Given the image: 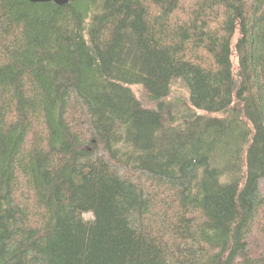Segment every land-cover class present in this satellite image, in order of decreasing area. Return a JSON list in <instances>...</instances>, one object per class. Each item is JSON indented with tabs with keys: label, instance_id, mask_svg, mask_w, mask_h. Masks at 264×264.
I'll use <instances>...</instances> for the list:
<instances>
[{
	"label": "trees",
	"instance_id": "16d2710c",
	"mask_svg": "<svg viewBox=\"0 0 264 264\" xmlns=\"http://www.w3.org/2000/svg\"><path fill=\"white\" fill-rule=\"evenodd\" d=\"M0 264H264V0H0Z\"/></svg>",
	"mask_w": 264,
	"mask_h": 264
},
{
	"label": "water",
	"instance_id": "95a60500",
	"mask_svg": "<svg viewBox=\"0 0 264 264\" xmlns=\"http://www.w3.org/2000/svg\"><path fill=\"white\" fill-rule=\"evenodd\" d=\"M29 1H31L33 3L54 2L58 5H65L72 0H29Z\"/></svg>",
	"mask_w": 264,
	"mask_h": 264
},
{
	"label": "rangeland",
	"instance_id": "374dc122",
	"mask_svg": "<svg viewBox=\"0 0 264 264\" xmlns=\"http://www.w3.org/2000/svg\"><path fill=\"white\" fill-rule=\"evenodd\" d=\"M136 93L138 96H140L146 102V99L143 97L142 93L138 89H136ZM83 217L86 220H92V214L91 213H85Z\"/></svg>",
	"mask_w": 264,
	"mask_h": 264
}]
</instances>
